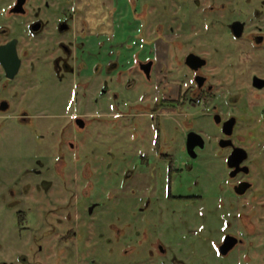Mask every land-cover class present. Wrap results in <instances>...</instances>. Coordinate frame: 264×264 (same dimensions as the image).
Here are the masks:
<instances>
[{
  "label": "flooded vegetation",
  "instance_id": "af4514ba",
  "mask_svg": "<svg viewBox=\"0 0 264 264\" xmlns=\"http://www.w3.org/2000/svg\"><path fill=\"white\" fill-rule=\"evenodd\" d=\"M125 1L113 48L117 0H0V130L37 147L19 258L264 264V0Z\"/></svg>",
  "mask_w": 264,
  "mask_h": 264
},
{
  "label": "rangeland",
  "instance_id": "374dc122",
  "mask_svg": "<svg viewBox=\"0 0 264 264\" xmlns=\"http://www.w3.org/2000/svg\"><path fill=\"white\" fill-rule=\"evenodd\" d=\"M116 4L119 11L113 19V48L115 46L114 42L121 43L124 38L127 40L126 35L134 31L137 26H135L134 20L130 17L127 2L125 0H117ZM99 42L105 43L104 31H100L96 46L99 45ZM133 52V49L127 50L125 46L123 47V53L129 62ZM137 90L134 89L133 91L138 93ZM33 139L32 129L25 125L11 126L5 128V130H0V190L2 191L0 194V260L7 259L15 264H25V261L19 258V255L26 253V236H19L16 211L19 209L27 211L28 208L26 202H14L15 207H12L13 204L8 207L9 203L15 201V198L13 199V196H10L7 190V181L10 179V173L13 168L20 176L26 173L25 165H27L29 159L34 155L35 149H37ZM25 225H35L31 215L27 217Z\"/></svg>",
  "mask_w": 264,
  "mask_h": 264
}]
</instances>
